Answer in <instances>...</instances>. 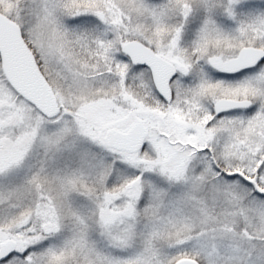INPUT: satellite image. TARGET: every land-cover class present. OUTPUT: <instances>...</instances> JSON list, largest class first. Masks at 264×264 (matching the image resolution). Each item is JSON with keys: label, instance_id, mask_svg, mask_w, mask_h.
I'll return each instance as SVG.
<instances>
[{"label": "snow or ice", "instance_id": "6c2138e0", "mask_svg": "<svg viewBox=\"0 0 264 264\" xmlns=\"http://www.w3.org/2000/svg\"><path fill=\"white\" fill-rule=\"evenodd\" d=\"M0 264H264V0H0Z\"/></svg>", "mask_w": 264, "mask_h": 264}]
</instances>
